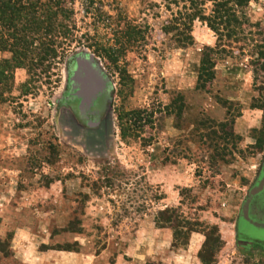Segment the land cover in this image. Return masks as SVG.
<instances>
[{
	"label": "rangeland",
	"instance_id": "374dc122",
	"mask_svg": "<svg viewBox=\"0 0 264 264\" xmlns=\"http://www.w3.org/2000/svg\"><path fill=\"white\" fill-rule=\"evenodd\" d=\"M72 7L74 40L52 64L64 39L48 28L20 32L16 58L11 40L0 47V264H203L206 236L212 264H264V241L237 228L264 157V0L238 8L243 32L224 52L198 20L186 46L163 35L162 0ZM206 47L214 75L197 88ZM108 109V141H89Z\"/></svg>",
	"mask_w": 264,
	"mask_h": 264
},
{
	"label": "trees",
	"instance_id": "16d2710c",
	"mask_svg": "<svg viewBox=\"0 0 264 264\" xmlns=\"http://www.w3.org/2000/svg\"><path fill=\"white\" fill-rule=\"evenodd\" d=\"M73 1L74 0H0V47L2 44H8L13 52L14 58L18 53L17 47L24 46L25 49L30 45L24 36H20L19 33L25 29H40L48 28L49 31L54 32L55 39L60 36L64 40L57 42L53 40L49 44L50 49V63L54 62L57 57V44L61 46L70 45L74 40V32L76 25L72 19L73 15ZM211 1V7L208 8L207 2ZM164 8L170 13V17L167 18L161 31L163 35L169 36L179 47L186 46L193 41L192 30L195 21H201L205 23L214 33L217 35L216 47H221L222 52L225 51V45L221 44V38L227 39L234 38V41H238L239 34L243 32L241 28L240 18L238 16V8L246 7L249 0H162ZM88 12V11H86ZM102 13L99 14L98 20H101ZM102 22H104L102 20ZM22 23V24H21ZM109 25V22L105 24ZM19 25L22 28L19 29ZM123 38L128 42L134 41L140 36V31L134 26L126 28L123 32ZM260 48H264L263 45H258ZM102 51H110L109 48L100 47ZM214 52L212 47H206L205 52L202 55L198 73L197 88H204L206 82L209 81L214 75L215 61L211 57V53ZM257 60L264 58V50L256 51ZM254 54V50L252 51ZM19 56L21 54L19 53ZM23 60V58H22ZM115 60V59H114ZM52 61V62H51ZM23 62V61H22ZM21 63V62H20ZM254 107H257L254 105ZM264 112V105H259ZM169 209H162L158 212L157 221L161 223L172 222L171 216H168ZM190 226L185 231L180 229L175 230L173 245L187 244L183 235L188 236V233L193 231L195 223L186 221ZM184 233V234H182ZM180 236H182L181 239ZM181 240V241H180ZM209 237L203 244V248L199 253V257L203 264H212V246L216 244L209 243ZM216 243H219V238L214 239Z\"/></svg>",
	"mask_w": 264,
	"mask_h": 264
},
{
	"label": "flooded vegetation",
	"instance_id": "af4514ba",
	"mask_svg": "<svg viewBox=\"0 0 264 264\" xmlns=\"http://www.w3.org/2000/svg\"><path fill=\"white\" fill-rule=\"evenodd\" d=\"M84 91L85 97H88L90 94V86H87ZM107 115H109V119L112 121L110 109L104 114H100L97 121H103ZM69 120L78 121L73 114H69ZM260 149H262L264 154V147ZM246 181H248V184H244V186L247 187V192L240 206L237 228L245 237L264 241V157L254 175L250 180Z\"/></svg>",
	"mask_w": 264,
	"mask_h": 264
},
{
	"label": "water",
	"instance_id": "95a60500",
	"mask_svg": "<svg viewBox=\"0 0 264 264\" xmlns=\"http://www.w3.org/2000/svg\"><path fill=\"white\" fill-rule=\"evenodd\" d=\"M75 123V121H74ZM76 124V123H75ZM73 130L78 133L80 131L81 126L78 124H76L75 126L73 125ZM113 123L112 121H110L109 119V115H107V117L101 121L100 126L97 128V135L99 137L96 136H92L89 138V141L91 142H96V143H104L107 142L109 139V136L111 135V131L113 130Z\"/></svg>",
	"mask_w": 264,
	"mask_h": 264
}]
</instances>
